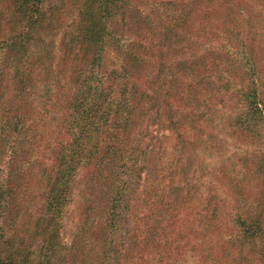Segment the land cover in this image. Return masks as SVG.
Segmentation results:
<instances>
[{
  "label": "trees",
  "instance_id": "1",
  "mask_svg": "<svg viewBox=\"0 0 264 264\" xmlns=\"http://www.w3.org/2000/svg\"><path fill=\"white\" fill-rule=\"evenodd\" d=\"M46 1L0 2V32H13L0 40V55H6L0 57V264H58L59 219L81 173L87 182L77 195L83 203L78 238L64 248L70 264H85L87 241L110 233L117 221L123 227L121 256L139 264H177L173 255L181 247L173 245L184 236L202 264H253L250 247L260 239L257 261L264 264V145L240 159L242 174L220 159L223 169L204 171L197 153L219 154L222 124L234 137L242 131L264 142L263 93L251 82L229 95L230 83L220 82L219 50L212 47L217 34L224 42L239 36L231 24L250 0H74L76 29L62 41L67 57H57L58 77L52 86L46 83L38 100L48 133L29 136L26 120L39 116L38 101L25 100L32 67H25L26 57L13 55L25 46L24 29L39 16L44 32L55 30L65 4L46 18ZM253 1L264 7V0ZM218 13L224 28L215 29ZM111 21L114 31L108 29ZM197 24L201 30L192 33ZM112 32L133 41L119 67L103 73ZM52 87L62 97L50 106ZM233 95L241 109L227 112ZM152 127L168 133L171 143L155 144ZM127 145L132 148L124 162ZM38 149V155L31 153ZM206 172L209 194L194 205L191 183L196 173L203 179ZM30 176L39 194L29 185L21 189ZM36 196L38 217L32 213ZM100 216L107 217L104 227Z\"/></svg>",
  "mask_w": 264,
  "mask_h": 264
},
{
  "label": "rangeland",
  "instance_id": "2",
  "mask_svg": "<svg viewBox=\"0 0 264 264\" xmlns=\"http://www.w3.org/2000/svg\"><path fill=\"white\" fill-rule=\"evenodd\" d=\"M133 1L134 0H132V2ZM0 2H2V0H0ZM242 2L244 1H240V3ZM62 3L65 4L64 10L58 8L59 4ZM78 4L79 3H76L74 0H47L46 5L42 9V12H44L46 18H49L52 11H56L57 13L58 9L60 11L58 14V18H55L57 23L56 28H54L55 30L49 33L44 32V29L40 28V16L38 17V22L33 27L24 29L26 39L25 46L21 49H18L14 53L13 57H26L24 59V61H26L25 67H32L30 71L32 75L28 76V78L30 79V84L29 88H27L26 91L27 95L25 96V100L29 103L34 101L35 99V101L40 100V91H45L44 87H46V83L52 86V81L55 80L56 77H58L57 73L59 70L56 69V66L60 62L59 60H57V57H67L64 56L62 41L64 40L63 37L65 32L69 34L74 33L73 22L78 20V17L76 15ZM256 4H258V2L256 3L253 0H250L249 5H246V8L247 6L249 8L243 11L242 17L234 16L235 22L231 25H236L237 29H239V36L236 39H231V42H224L223 37L221 38V34H217V37L213 40L214 42L212 47H214L216 50H219L220 53V82L226 83L228 81L227 83H230L232 87V90L228 93L229 95L231 93L233 94V89L241 86V83L242 85L247 86L251 82H254L256 88L263 93L264 97V7H260ZM52 8L53 10L50 11V9ZM216 16L218 17V19H220V21L214 22L212 24V27L215 29L224 28L221 20L223 19V16L220 13H218V15ZM4 19L7 20V16ZM108 27V29L110 30L114 29V27H116L115 21H111ZM16 29L19 30L20 26L16 27ZM198 30H201L200 24H197L196 28L192 29L191 32L195 33ZM4 33L7 36H2L0 32V40L4 39V37H11L13 34V32ZM112 35L113 38H107V42L105 45V53L103 56L104 59L102 60L101 66V71L103 73H110L112 70H116V68L119 67L122 60V55L127 50L129 43L133 41L131 39H128L127 36L120 37L118 34L116 35L113 32ZM241 42L243 44H241ZM223 45H225L226 47L222 48ZM231 45L234 46V49L228 50ZM224 48L226 49L222 50ZM0 57H6V55H0ZM40 57L43 58L40 59ZM48 65H50V68L47 73L44 74V70L42 72L40 71V69H44V66L48 67ZM80 68L85 69V64L80 63ZM51 90V99L48 103L50 106L52 101H57V98L62 97L58 93V89L56 87H52ZM226 103L227 112H238L242 106L240 102L235 100V95L231 97L230 101L227 100ZM40 111V101H38L36 114H38L39 116L35 120L32 117H29L26 120L27 122L25 124V128H29L27 129L26 134H29V136L31 135L30 131H36V133L42 132L43 134L48 133L46 130H44V125L46 124L48 118H45L40 123ZM255 128H257V125ZM218 129L219 130L217 135L219 137L220 144L222 145V149H220L219 154L215 155L214 158L211 156L203 158L202 152H200L199 150L197 151L198 156L202 157V167L204 166V168H206V170L204 171H209V167L219 170L223 169L224 167L222 168L220 166H217L218 159H220V161L226 160V165H235V169L240 174H242L243 171L240 166V159L245 157L247 154L255 155L257 152L261 151L264 142L261 140V137L242 133V131H237L235 133L236 137H234L232 135L233 131H229V128H226L225 126H223V124L222 126H219ZM150 131L158 137V140L155 141V144L157 142L171 143L170 139H165V137L169 138L170 135L168 133L159 132V129L154 127H152ZM260 132L264 134V132ZM36 141L40 142V134L36 138ZM131 148L132 147H129L128 145L125 146V150L123 151L124 162L125 160H127V152H129ZM31 153L33 155H38L40 153V149L34 150ZM256 156H258V154ZM2 157H0V161ZM39 162L42 163L41 159H39ZM207 173L208 172L205 173L206 178L203 179L199 176L200 173H196V178L191 183V185L193 186L192 193L195 194V200L193 201L194 205H197L200 201L202 202V200H204L209 194V192H207V184L209 181L208 179L210 178L206 176ZM86 182L87 179L84 177L83 173H81L79 179L76 180V191H74L71 196L72 202L68 203L65 206L59 219L61 249H59V253L57 255L58 264H70L68 260V253L64 248L69 247L70 244L74 242V239L78 238L77 234L81 224L79 221L82 218L80 216V213L82 212L81 210L83 208V203L82 195H77L78 193H81L83 190H85ZM28 185L33 192L37 191V194H39V187L37 188V190H35L34 187L36 186L33 183L32 176H30L29 178V183L27 185L24 184L21 189H23V191H26V187ZM218 190V194L222 197L224 193L221 194L222 190L220 187H218ZM40 203V197L36 196L33 200L32 213L37 217L39 213L35 212V210L38 211V209L36 208H40ZM191 206L193 205L191 204ZM100 209L102 210L101 207ZM105 209L106 208H104L103 211H105ZM180 218L182 222L186 220L183 217ZM106 219V216H100L99 221L102 227H104ZM32 221L33 220H30V222ZM114 223V227L110 233L108 231H103V236L97 237V239H94V241H87L86 247L83 250V263L87 264L97 261V264H139V261L137 260L130 261L128 259H125L124 256H121L122 253L120 244L123 227L122 224L118 221ZM188 241L189 240L186 238V236H184L180 238L179 242H175L173 248L176 246H179L181 248H177L178 253L173 255V260H176L177 264H202L201 257L198 251H194L188 247L186 248ZM106 244H108L107 247L110 248V252L105 258H103L102 254ZM250 248L253 251L252 263L254 261L253 264H261L257 261L259 257L258 250H260V239L253 240ZM249 254L250 251L248 253V256ZM154 256L155 255L153 254L151 257L153 258Z\"/></svg>",
  "mask_w": 264,
  "mask_h": 264
}]
</instances>
